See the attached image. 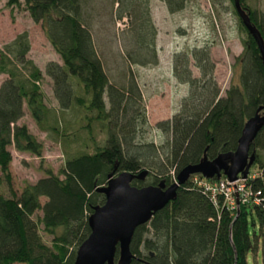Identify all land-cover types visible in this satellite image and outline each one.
<instances>
[{"label":"trees","instance_id":"1","mask_svg":"<svg viewBox=\"0 0 264 264\" xmlns=\"http://www.w3.org/2000/svg\"><path fill=\"white\" fill-rule=\"evenodd\" d=\"M21 1L30 18L40 23L60 62L50 60L44 65L56 100L50 105L38 84L40 69L25 56L26 32L0 50V74L6 75L0 81V171L8 189V195L0 193V264H72L77 245L89 231L87 215L103 201L95 187L105 183L106 174L113 167L114 174L145 170L144 178L131 184H156L162 179L167 185L180 168L203 154L210 159L232 151L246 118L259 105L264 110V66L239 19L245 34L233 63L238 66L237 82L230 83L223 95L206 42L174 51L172 75L186 85V93L170 117L151 126L132 70L125 67L118 84L109 80L94 46L90 11L83 8L87 0H7V4ZM112 1V19L127 18L120 36L124 62L128 66L156 64L157 29L150 0ZM208 1L216 5L224 0ZM162 2L172 13L188 0ZM239 2L264 42V15L246 0ZM191 66L198 75L192 74ZM24 109L50 139L62 145L64 159L57 172L46 170L16 192L8 175L7 146L36 155L42 148L26 125L17 123ZM75 122L81 132L72 129ZM151 127L161 133V141L144 140ZM99 133L103 137L97 140ZM250 149L258 172L244 183L251 193L260 192L258 202L251 196L229 208L222 194L212 198L187 179L177 186L174 199L135 226L129 264H249V253L257 264L258 251L264 264V124ZM39 225L51 235L48 244L41 239Z\"/></svg>","mask_w":264,"mask_h":264},{"label":"rangeland","instance_id":"2","mask_svg":"<svg viewBox=\"0 0 264 264\" xmlns=\"http://www.w3.org/2000/svg\"><path fill=\"white\" fill-rule=\"evenodd\" d=\"M112 2V0H87V3L83 4L84 10L90 11V29L94 46L111 82L117 84L122 82L125 67L130 68L135 74L142 93L145 116L151 126L157 120L170 117L177 110L180 97L186 93V85L178 83L172 75L171 54L174 51L206 42L214 61L213 73L220 94H224L230 83L237 82L238 66L233 63L234 58L242 50L241 38L245 33L238 26V17L233 10L231 0H224L223 3L216 5H210L208 0H188L184 8L172 13L166 10L162 0H150V15L157 29V63L145 66L137 64L128 66L122 59L124 46L120 36L121 32H124L127 18L123 16L119 20L112 19V10L115 7ZM246 3L264 15V0H246ZM177 29L183 32L178 33ZM22 32H26L29 41V49L25 56L40 69L38 84L44 92L46 102L55 105L56 100L51 94L52 81L44 74V65L50 60L60 62L58 55L45 37L40 23L30 18L22 1L20 4L10 5L7 4V0H0V50L4 51L5 44ZM191 70L193 75H198L194 66H191ZM4 77L6 75L1 73L0 81ZM17 123L25 124L41 142L42 148L40 154L36 155L29 151L17 150L12 144L7 146L11 154L8 175L12 189L16 192L24 182L35 181L43 176L46 170L57 172L64 159L62 145L50 139L46 132L36 125L26 109ZM72 129L81 132L78 122L73 124ZM102 137V133H99L95 138L100 140ZM161 139V133L154 127L146 130L144 134V140L159 142ZM70 147L74 149L73 144ZM257 172L256 166L251 164L246 178L254 176ZM193 176L194 174H191L188 179H192ZM221 177L225 176L221 175L219 178ZM7 191V185L0 171V193L8 195ZM230 203L233 204L232 195H228L225 200L229 208H231ZM39 214L40 211L35 213V215ZM38 227L41 239L48 244L51 235L46 233L41 225ZM255 259L257 264H261L259 251ZM247 260L249 264H254L250 253L247 255Z\"/></svg>","mask_w":264,"mask_h":264},{"label":"water","instance_id":"3","mask_svg":"<svg viewBox=\"0 0 264 264\" xmlns=\"http://www.w3.org/2000/svg\"><path fill=\"white\" fill-rule=\"evenodd\" d=\"M232 6L241 25L254 40L264 66V42L259 29L239 0H232ZM262 108L263 105H259L243 122L232 151L218 153L210 159L203 154L197 162L180 168L175 179L167 185L161 179L156 184L136 186L131 181L142 180L145 170L137 173L123 170L114 174L113 167L106 174L105 183L95 187L96 191L103 194V201L93 205L87 215L89 231L77 245L72 264H129L133 257L129 243L135 226L146 222L157 209L174 199L177 186L191 174L198 173L205 178L223 175L229 181L235 180L238 175L246 178L254 161V151L250 145L264 124Z\"/></svg>","mask_w":264,"mask_h":264},{"label":"built area","instance_id":"4","mask_svg":"<svg viewBox=\"0 0 264 264\" xmlns=\"http://www.w3.org/2000/svg\"><path fill=\"white\" fill-rule=\"evenodd\" d=\"M244 178L237 177L235 180L229 181L225 177L221 178H205L203 176H199L198 174H194L191 181L197 185L202 191L209 194L210 197L214 198L217 194H222L224 197V201L228 195H232V203H230V207H237L239 201H246L248 197L251 198L255 202L259 201L258 194L260 193L258 190L251 193L248 189H246V185L244 183Z\"/></svg>","mask_w":264,"mask_h":264}]
</instances>
